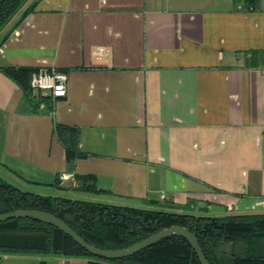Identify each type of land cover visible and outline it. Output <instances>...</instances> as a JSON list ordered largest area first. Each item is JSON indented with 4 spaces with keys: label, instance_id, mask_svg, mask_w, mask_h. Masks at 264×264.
<instances>
[{
    "label": "crops",
    "instance_id": "obj_1",
    "mask_svg": "<svg viewBox=\"0 0 264 264\" xmlns=\"http://www.w3.org/2000/svg\"><path fill=\"white\" fill-rule=\"evenodd\" d=\"M8 67L66 72L67 95L35 105ZM57 125L76 129L71 160ZM0 177L176 214L264 213V0H27L0 31ZM62 260L90 264H0Z\"/></svg>",
    "mask_w": 264,
    "mask_h": 264
},
{
    "label": "trees",
    "instance_id": "obj_2",
    "mask_svg": "<svg viewBox=\"0 0 264 264\" xmlns=\"http://www.w3.org/2000/svg\"><path fill=\"white\" fill-rule=\"evenodd\" d=\"M27 0H0V31ZM38 70L8 67L3 71L25 91L35 105H49L31 88V75ZM56 134L67 146V157L76 155V129L56 126ZM81 155V154H80ZM83 156V155H81ZM82 189L93 190L90 176L78 178ZM36 209L55 214L86 242L102 249L131 246L165 228L180 225L196 235L210 264H264V213L223 217L176 214L23 191L0 177V214ZM0 223V258L5 255L84 258L90 264H201L192 246L173 235L132 257L106 260L88 253L58 228L32 219ZM228 245V248H226ZM39 264H48L45 261Z\"/></svg>",
    "mask_w": 264,
    "mask_h": 264
},
{
    "label": "water",
    "instance_id": "obj_3",
    "mask_svg": "<svg viewBox=\"0 0 264 264\" xmlns=\"http://www.w3.org/2000/svg\"><path fill=\"white\" fill-rule=\"evenodd\" d=\"M14 219H32L48 225L54 226L70 236L78 245L84 248L88 253L95 257L106 260H120L141 252L145 248L166 239L170 236L177 235L184 238L194 249L201 264H210L207 260L198 238L186 227L173 225L165 228L131 246L121 249H102L85 241L69 224L55 214L47 211L36 209H18L0 214V223Z\"/></svg>",
    "mask_w": 264,
    "mask_h": 264
},
{
    "label": "built area",
    "instance_id": "obj_4",
    "mask_svg": "<svg viewBox=\"0 0 264 264\" xmlns=\"http://www.w3.org/2000/svg\"><path fill=\"white\" fill-rule=\"evenodd\" d=\"M109 50L106 49L105 47H98L95 50V56L97 59H101L103 58L104 55L108 54ZM57 74H62L63 76H66L67 79L66 80H62L61 78L57 77ZM36 76V80L37 83L35 85V87H33L32 85V79L33 76ZM48 79H52L53 80V84L50 87H43V85H46L48 83ZM67 83H68V75L66 72L60 71L58 69H54V68H38V70L34 71L31 75V88L36 91L37 93H39V95L42 98L45 97H51V99H61L66 97L67 95ZM62 85L63 87L60 89H57V86ZM60 90L64 92V95H55L54 92ZM46 93V94H45ZM45 103H42V106L45 107ZM67 176V179H62V176ZM60 180L61 181H68L71 180V176L69 174H62L60 176ZM73 185L74 186H78L77 181L73 180ZM60 264H66L65 260L60 261Z\"/></svg>",
    "mask_w": 264,
    "mask_h": 264
},
{
    "label": "clouds",
    "instance_id": "obj_5",
    "mask_svg": "<svg viewBox=\"0 0 264 264\" xmlns=\"http://www.w3.org/2000/svg\"><path fill=\"white\" fill-rule=\"evenodd\" d=\"M57 77L61 78L62 80H66L67 79V77L66 76H63L62 74H57ZM47 81H48V83L46 85H43L42 84L43 87H50V86H52L53 80L52 79H48ZM36 83H37V80H36V76L34 75L33 76V79H32V85H33V87H35ZM62 87L63 86L60 85V86H57L56 88L57 89H60ZM54 94L55 95H64V92L63 91H60V90H57V91L54 92ZM67 178L68 177L66 175L65 176H62V179H67Z\"/></svg>",
    "mask_w": 264,
    "mask_h": 264
},
{
    "label": "rangeland",
    "instance_id": "obj_6",
    "mask_svg": "<svg viewBox=\"0 0 264 264\" xmlns=\"http://www.w3.org/2000/svg\"><path fill=\"white\" fill-rule=\"evenodd\" d=\"M63 196H64V197L71 198L72 194H70V193L68 192V193H64ZM78 198H80L81 200H87L85 197H84L85 199H83V198H81V197H78ZM80 199H79V200H80ZM8 222H11V221H8Z\"/></svg>",
    "mask_w": 264,
    "mask_h": 264
}]
</instances>
